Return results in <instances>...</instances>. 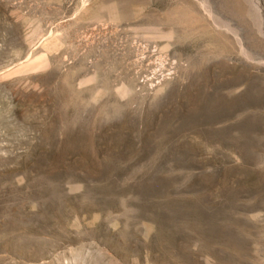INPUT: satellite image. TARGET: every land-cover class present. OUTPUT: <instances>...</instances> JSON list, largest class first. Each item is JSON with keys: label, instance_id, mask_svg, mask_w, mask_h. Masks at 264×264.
I'll list each match as a JSON object with an SVG mask.
<instances>
[{"label": "rangeland", "instance_id": "obj_1", "mask_svg": "<svg viewBox=\"0 0 264 264\" xmlns=\"http://www.w3.org/2000/svg\"><path fill=\"white\" fill-rule=\"evenodd\" d=\"M188 1L0 0V264H264V0Z\"/></svg>", "mask_w": 264, "mask_h": 264}, {"label": "bare ground", "instance_id": "obj_2", "mask_svg": "<svg viewBox=\"0 0 264 264\" xmlns=\"http://www.w3.org/2000/svg\"><path fill=\"white\" fill-rule=\"evenodd\" d=\"M186 1H187V0H186ZM193 1H194V0H193ZM193 1L190 0V1L186 2V3H190V2L192 3ZM211 1H212V0H211ZM182 2H183V0H182ZM184 2H185V1H184ZM201 2H202V1H201ZM204 2H205V1H204ZM207 2L209 3L208 6H210V5H211V4H210L211 2H210L209 0H207ZM191 3H190V6H191ZM194 3H195V2H194ZM205 3H206V2H205ZM205 5H206V4H205ZM196 6H197V5H196ZM206 6H207V5H206ZM206 6H205V7H206ZM192 7H193V6H192ZM215 7H216V6H215ZM193 8H194V7H193ZM197 8H198V6H197ZM207 8H208V7H207ZM211 8H212V6H211ZM191 9H192V8H191ZM195 9H196V8H195ZM195 9H194V10H195ZM208 9H210V8H208ZM212 9H213V8H212ZM187 10H188V9H187ZM189 10H190V9H189ZM210 10H211V9H210ZM191 11H192V10H191ZM205 11H206V10H205ZM189 12H190V11H189ZM189 12H188V13H189ZM213 12H214V11H213ZM213 12H212V13H213ZM181 13H182V12H181ZM199 13H200V12H199ZM201 13H202V12H201ZM207 13H208V12H207ZM209 13L211 14V11H210ZM209 13H208V14H209ZM191 14H192V12H191ZM191 14H190V15H191ZM205 15H207V14L205 13ZM192 16L198 17V15L196 16V14L194 15V13H193ZM203 16H204V15H203ZM212 16H213V15H212ZM214 16H216L215 13H214ZM201 17H202V16H201ZM220 17H221V16H219L218 18H220ZM141 18H142V17H141ZM189 18H190V17H189ZM198 18H199V17H198ZM205 18H206V17H205ZM205 18H204V20H206ZM216 18H217V17H216ZM216 18H214V19H216ZM221 18H222V17H221ZM192 19H193V17H192ZM194 19L196 20L197 18H194ZM210 19H211V18H210ZM212 19H213V18H212ZM216 20H217V22H218V19H216ZM222 20H223V19H222ZM189 21H190V20H189ZM192 21H194V20H191V22H192ZM213 21H214V20H213ZM191 22H190V23H191ZM195 22H196V21H195ZM220 22H221V21H220ZM196 23L200 24V21H199V22H196ZM201 23H202V20H201ZM204 23H205V21H204L202 24H204ZM206 23H209V22H206ZM222 23H223V22H221L220 26H221V25L223 26ZM226 23H227V22H226ZM209 24H210V23H209ZM213 24H214V23H213ZM200 25H201V24H200ZM207 25H208V24H207ZM180 26H181V25H180ZM196 26H197V25H196ZM183 27H184V26H183ZM202 27H205V26H202ZM208 27H209V25H208ZM225 27H226V26H225ZM191 28H192V27H191ZM239 43H240V42H239Z\"/></svg>", "mask_w": 264, "mask_h": 264}]
</instances>
